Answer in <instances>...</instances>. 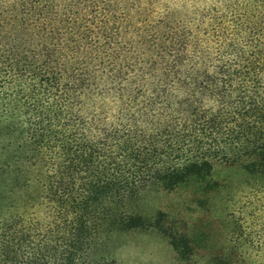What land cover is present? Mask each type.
Segmentation results:
<instances>
[{
    "label": "trees",
    "instance_id": "1",
    "mask_svg": "<svg viewBox=\"0 0 264 264\" xmlns=\"http://www.w3.org/2000/svg\"><path fill=\"white\" fill-rule=\"evenodd\" d=\"M101 2L0 0V264H116L92 252L144 188L264 177V0Z\"/></svg>",
    "mask_w": 264,
    "mask_h": 264
},
{
    "label": "rangeland",
    "instance_id": "2",
    "mask_svg": "<svg viewBox=\"0 0 264 264\" xmlns=\"http://www.w3.org/2000/svg\"><path fill=\"white\" fill-rule=\"evenodd\" d=\"M92 1L102 5V0ZM164 1L171 9L181 0ZM211 178L219 184L207 192L195 185L174 191L144 188L131 205L145 225L111 228L101 236L92 258L116 264H264V177L247 175L238 163L216 162ZM5 208L0 209V220ZM28 211L41 216L45 210L34 204ZM157 211L162 212L164 227L187 236L189 249L183 255L148 225Z\"/></svg>",
    "mask_w": 264,
    "mask_h": 264
}]
</instances>
